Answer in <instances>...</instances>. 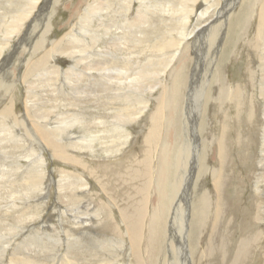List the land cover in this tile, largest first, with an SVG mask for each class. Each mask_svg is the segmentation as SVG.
<instances>
[{"label": "rangeland", "instance_id": "1", "mask_svg": "<svg viewBox=\"0 0 264 264\" xmlns=\"http://www.w3.org/2000/svg\"><path fill=\"white\" fill-rule=\"evenodd\" d=\"M96 3L106 5V10L103 9L98 17H93L85 31L82 25L89 14L88 9ZM34 4L35 10L23 22L22 30L7 39L10 32L8 29L14 18L24 8H32ZM262 6L263 0H134L132 6L126 0H0V205L5 207L1 210L0 217L3 215L1 219L6 218L3 221L5 225H0V238L1 235H7L13 241L19 237L17 232L10 233V228L14 226L12 223L18 221L17 209L13 207L18 206L16 201L22 206L36 201L40 205L36 212L40 214L33 222L44 221L43 225L48 228L47 233L34 232L31 236L35 238L28 241L37 243L40 239L48 240L50 237L52 240L59 235L66 240L67 234L62 226L67 230L73 225L71 222L76 215L71 216V202L63 196L61 200L59 192L66 193L67 188L76 189L82 200L72 204V207L84 211L88 216L97 219L102 216L111 221L93 230L74 232L81 241H71L77 243L73 254L76 258L99 264L104 257H110L108 253L113 252L119 255V263L127 260V264H130L133 260L131 264H157L166 241L164 234L166 235L167 227L160 221L161 217H157V212L153 211L159 206L154 200L155 187L160 174L158 154L163 138L169 131L168 110L159 107L158 99L165 87L158 83L163 81L168 85L171 81V69L163 72L165 65L170 64L173 68L180 63L183 69L179 74L181 76H177L179 86L174 103L176 113L173 116V136L176 139L170 168V174L174 172V175L169 174V189L171 184L174 183L175 186L178 183V200L183 204L188 203L190 197L195 195L189 215V224L193 229L190 240L196 249H192L195 262L230 264L228 261L232 260L240 238L246 235L257 237L260 233L261 238L255 241V251L252 250L247 258L249 260L242 264H264V219L261 222L254 220L255 214L259 212L256 209L258 203L264 204V94L260 91L264 72L260 56L264 40L259 41L257 38ZM230 7L231 17L226 21ZM140 9L143 14L148 15V22L140 28H129L127 22L132 21ZM213 20L220 24L225 21L227 23L224 44L220 46V50L216 48L215 53L209 49L210 41L205 34L201 37L203 45L200 44L198 56L194 55L191 42L195 37L191 33L205 22L211 23ZM109 27L110 34L107 32ZM94 32L102 37L97 44L91 41V34ZM183 35L188 36L178 45ZM76 36L85 40L78 44ZM21 38L23 41L18 45ZM117 38L121 50L117 49L118 45H112ZM63 42L64 44H59ZM62 46L64 47L61 48ZM107 49L111 51L109 55ZM187 50H191L193 55L188 57L187 62L183 59L181 63L182 53ZM214 56L216 57L211 62V57ZM39 58L43 61L36 65ZM90 58L97 60L96 68L102 67L98 63L102 61L108 63L113 70L95 69L93 77H88V72L84 69ZM143 67L147 69L145 76L137 73ZM103 72L116 76L113 80L103 79ZM193 75L195 89L193 88L189 97L187 90ZM67 77H70V82ZM116 78L126 80L123 82L125 88L129 87L130 80L138 79L137 93L129 94L144 101L149 100L148 105L145 107L142 102L137 101L130 105L124 97V90L122 97L117 96L112 89V82ZM151 86L157 87L152 93L147 92ZM10 107L13 111H8ZM122 114L136 117L127 123L117 117ZM14 115H17L23 126L15 124ZM45 123L51 128H66L62 133L65 138L62 142L69 160L60 156L53 157V150L43 147V142L37 135L38 130L44 129L41 125ZM189 125L196 136L194 138L192 135L186 156L189 161L186 162L185 159L189 165L185 168L178 158L184 155L179 152L181 135ZM85 136L88 141L84 143L86 146L89 144L88 149L79 148L85 144L71 147L72 143L82 141ZM222 140L225 150L222 153L223 162L219 147ZM145 156L149 157L147 161ZM201 156L203 160L198 169ZM113 160L117 161L112 162ZM179 160L181 164L178 163V168L174 169ZM181 169L186 172L183 175L185 181H178ZM198 172L196 186L194 177ZM65 174L71 175L68 179L65 176L66 180L61 183ZM36 177L41 179L39 189L33 182ZM215 178H220L219 188L215 184ZM192 183L196 186L194 190ZM69 189L67 191L71 193ZM90 190L92 195L89 197L86 191ZM205 192L209 200L207 205L200 198ZM30 195L33 196L32 199L26 197ZM63 200L68 203L65 204ZM87 202L91 204L86 205ZM219 204L222 208L217 221ZM60 205H65L68 209L65 211L64 223L59 221ZM142 210L144 230L140 237L144 240H140L136 246V254H132L131 260H128L127 252L131 248V242L126 223L131 217V221L138 225L137 215ZM106 211L108 216H105ZM11 212L15 213V218L10 217L13 216ZM262 215L264 217V212ZM29 217L27 216L26 224L32 226ZM152 217L157 219L153 220ZM18 230L21 233L23 231L20 228ZM36 247L33 248V255L42 261L45 259L46 264L55 256L51 253L50 246L48 249L39 243ZM65 247L66 241L59 252L65 250ZM203 250H206V256L201 259L200 253ZM10 253L9 249L5 256L0 254L3 258L0 257V264L8 262Z\"/></svg>", "mask_w": 264, "mask_h": 264}, {"label": "bare ground", "instance_id": "2", "mask_svg": "<svg viewBox=\"0 0 264 264\" xmlns=\"http://www.w3.org/2000/svg\"><path fill=\"white\" fill-rule=\"evenodd\" d=\"M36 1V0H35ZM130 3V6H132V3L134 0H126ZM145 0H143L144 2ZM194 2H196L197 0H193ZM39 2V1H38ZM256 2V1H255ZM104 3V2H103ZM106 3V2H105ZM149 3V2H147ZM146 4V3H145ZM169 4V3H168ZM112 5V3H111ZM43 6V5H42ZM106 5L103 6V5H99V3H96V4H92V6L88 9V12L89 14H87V18H86V21H84L85 23L82 25V27L84 26V29L85 31H87L86 29V26L88 25V22L89 21H92L93 20V17H98V15H100L103 11V9H105ZM142 7V6H141ZM140 7V8H141ZM35 8V4L29 8H24L23 9V12L20 14V15H17L14 20H13V24L11 25V28L8 29V36L9 38L7 39H10L14 34H16V32H18L19 30H22L23 28V22H25V20H27V18L30 17V14H32L33 10ZM45 8V7H44ZM129 8V7H127ZM146 8V7H145ZM149 9H150V6H149ZM189 9V8H188ZM186 9V10H188ZM208 9V8H207ZM231 7L228 9V16L226 18V21L228 19H230L231 17V13L229 12H232L231 11ZM261 9V8H260ZM106 10V9H105ZM124 10V9H123ZM87 11V10H86ZM175 12H177L176 10H174ZM206 11V10H205ZM179 12V11H178ZM186 13V12H185ZM184 13V14H185ZM220 13V11H219ZM218 13V14H219ZM187 14H188V11H187ZM186 15V14H185ZM214 16V15H213ZM261 16V17H260ZM260 27H259V34H258V40L260 41H263L264 40V0H263V6H262V11H261V15H260ZM185 17H188V16H185ZM33 19V18H32ZM148 19V15L146 13L143 14L142 12V9L139 10L138 14L136 16H134L131 20L132 21H128L127 24H128V27L129 28H132V27H142L143 24H145ZM187 19V18H186ZM216 20V19H215ZM215 20H213V22L209 23L210 21H207L205 22L204 24H202L201 26L197 27L191 34H193V37H195L193 39V41L191 42V45L194 47V55L198 56V51L200 49V44L201 46L203 45L202 42H201V37H203L205 34L208 35V38H209V41H210V46H209V49H212V51L215 52V49L216 48H220V46L222 44H224L225 42V39H226V31H227V23H223V24H220V23H216ZM187 22V21H186ZM203 22V21H202ZM29 23V22H28ZM102 24V22H101ZM104 24V23H103ZM102 24V25H103ZM200 25V24H199ZM89 26V25H88ZM80 27V28H82ZM79 28V29H80ZM101 28V27H100ZM110 28L109 27V30H107V32L110 34ZM93 29V28H92ZM94 30V29H93ZM183 30V29H182ZM89 31V30H88ZM96 32V31H95ZM93 33L91 34V41L92 43H96L98 41H100L99 39L102 38L100 37L98 34L96 33ZM184 32V31H183ZM21 33V32H20ZM26 34V33H25ZM114 34V33H113ZM127 35V34H126ZM181 35V33H180ZM109 36V35H108ZM182 36V35H181ZM188 36V35H187ZM186 35H183V38L179 41V44L178 45H181L182 43V40L185 39L187 37ZM26 37V36H25ZM75 37V36H73ZM72 37V38H73ZM77 37V36H76ZM118 37V36H117ZM6 38V37H5ZM189 38V37H188ZM74 39V38H73ZM72 39V40H73ZM90 39V38H89ZM263 39V40H262ZM28 40V39H27ZM26 40V41H27ZM76 41L78 40V44L80 41H82L80 38H76L75 39ZM74 40V41H75ZM85 39H83L84 41ZM119 38L115 39L112 43V45H118L117 46V49L118 50H121V44H118V41ZM23 39H19V42L17 43L18 45H20V43H22ZM30 41V40H29ZM82 41V42H83ZM89 41V40H88ZM9 42V41H7ZM32 42V41H31ZM53 42V41H52ZM60 42V41H59ZM86 42V41H85ZM41 43V42H40ZM55 43V42H54ZM81 43V42H80ZM89 43V42H88ZM91 43V44H92ZM120 43V42H119ZM184 43V42H183ZM42 44V43H41ZM59 44H64L63 43H59ZM75 44V43H74ZM92 44V45H93ZM97 44V43H96ZM55 45V44H54ZM90 45V44H89ZM53 46V45H52ZM84 46V45H82ZM95 46V45H94ZM169 46V45H168ZM2 47V46H1ZM56 47V46H54ZM53 47V48H54ZM58 47V45H57ZM56 47V48H57ZM64 46H62L61 48H63ZM88 47V46H87ZM79 48V47H78ZM84 48V47H83ZM89 48V47H88ZM94 48V47H93ZM223 48V46H222ZM74 49V48H72ZM110 49H112V47L110 46ZM110 49H107V54L109 55L111 53ZM202 49V48H201ZM3 50V49H2ZM18 50V49H17ZM53 50V49H52ZM85 50V49H84ZM83 50V51H84ZM92 50V49H91ZM162 50V49H161ZM220 50V49H219ZM263 51H261V63L264 64V49L262 48ZM202 51V50H201ZM74 52V51H73ZM87 52V51H86ZM193 52L191 50H187V52L185 53H182V57L180 59V62L182 63V60L185 59V62H187V59H189L192 55H193ZM47 53V52H45ZM91 53V52H90ZM94 53V52H93ZM211 53V52H210ZM217 53V51L215 52ZM219 53V52H218ZM260 53V52H259ZM54 54V53H53ZM65 54H67V51L65 52ZM83 54V53H81ZM80 54V55H81ZM85 54V53H84ZM95 54V53H94ZM177 54V53H176ZM176 54L174 55L176 57ZM46 55H49V54H46ZM71 55V54H70ZM69 55V56H70ZM178 55V54H177ZM214 55V54H213ZM113 56V55H112ZM76 57V56H75ZM79 57V56H77ZM85 57V56H83ZM114 57V56H113ZM179 57V55H178ZM189 57V58H188ZM216 56H214V58L211 57V62L214 61ZM1 58V56H0ZM73 58V57H72ZM82 58V55L81 57ZM173 58V57H172ZM47 59V58H46ZM75 59V58H74ZM85 59V58H83ZM106 59V58H105ZM104 60V59H103ZM198 60V59H197ZM41 61H43L42 58H39L37 60V64L38 65ZM90 61V62H89ZM173 61V60H172ZM177 61V60H176ZM97 60L94 61L92 58H90L88 60V62L86 63V69H84V71H87L88 73V77H93L92 75V72L95 70V69H98L100 71H106V70H113L110 66H108V63H104L102 61H99L98 63H101L102 64V67L101 68H96L95 67V64H96ZM211 64V63H210ZM183 65L180 66V63L177 64L175 67L171 68V65L170 64H167L165 65L164 67V71L163 72H166L168 69H171V81L168 82V85L166 84V82H161V83H158L160 85H163L165 88H164V91L162 92V94L160 96H158V99H159V107H164L168 110V116H167V124H169L167 127L169 129V131L167 132V135L163 138V142L161 144V147H160V150H159V154L160 155V164H159V171H160V174H159V180L157 179V183H156V187H155V193H156V197H155V201L158 202L159 206H157V208L153 211L157 212V217H161L160 218V221L163 222V224H165V227H167V230H166V235L164 234L165 236V244H164V247L161 249V254L158 258V263L157 264H196L195 262V257H194V252L192 251V249H195L193 247V245L191 244V240H190V236H191V224H189V215L191 214V203L193 202V199L195 197V195H192L190 197V200L188 203H185L183 204V202H181L180 200H178V190L176 189L177 187H179L178 183L174 186L173 184H171L170 186V189H169V184H170V177H169V174H170V168H172V162H173V159L174 157L172 158V153L174 152V144H175V139L174 138V129H175V126H174V115L176 113V107L174 106V103H175V98H176V94H177V88L179 86V83H178V79H177V76H179V74H181V70L183 69L182 68ZM197 67V66H196ZM34 68V67H33ZM120 68V67H119ZM83 68H80V70H82ZM53 70V69H52ZM217 70V69H216ZM263 70H264V67H263ZM262 70V71H263ZM77 71V69H76ZM124 71V70H122ZM250 71V70H249ZM79 72V71H78ZM77 72V73H78ZM81 72V71H80ZM150 72V71H149ZM152 72V70H151ZM158 72V71H157ZM193 72L195 74L196 72V68L193 69ZM43 73V72H42ZM139 74H142V75H146L147 73V69L143 67L142 70H140L139 72H137ZM69 74V73H68ZM83 74H85L83 72ZM120 74V73H118ZM158 75L160 73H157ZM75 75V74H74ZM82 75V74H81ZM116 76V75H115ZM112 75V73H109V74H105V72L102 73L101 77L103 79H106V78H109V80H113V77H115ZM128 76V75H127ZM217 76V75H216ZM46 77V76H45ZM130 77V76H129ZM196 77V76H195ZM69 79L68 82H70V77H67ZM81 78V77H80ZM97 78V77H96ZM118 78V77H117ZM116 78V79H117ZM263 78V79H262ZM261 78V85H260V91L262 94H264V72H263V77ZM46 78H44L45 80ZM181 79V78H180ZM214 79V78H213ZM108 80V81H109ZM135 80V82H134ZM134 80H130L131 82L128 83L129 84V87L125 88V81H122L121 79H117L116 81H113L112 82V86L116 93L117 96L119 97H122V91H126V94L124 95L125 99L128 101V103H130V105H134L136 104V101L137 103L139 102H142L143 105H145V107L148 105L149 103V100L147 101H144V100H141L139 98H137V96H133V94H129V92H136V88H137V80L134 79ZM158 80V79H157ZM184 80V79H183ZM195 78H194V75L192 77V79L190 80V86H189V89L187 90V95L190 97L191 94L193 93V88L195 89V87H193V82H194ZM51 81V80H50ZM67 82V83H68ZM73 82V80H72ZM101 83V82H100ZM110 83V82H109ZM108 83V85H109ZM219 84V83H218ZM196 85V84H195ZM222 86V85H221ZM105 87V86H104ZM157 86H151L150 89H148L147 92H153L154 89H156ZM205 87V86H204ZM76 88V87H75ZM78 88V87H77ZM76 88V89H77ZM84 88V87H83ZM107 88H110V87H107ZM135 88V90L133 89ZM206 88V87H205ZM74 89V90H76ZM126 89V90H125ZM222 89V88H221ZM198 91V90H197ZM222 91V90H221ZM226 91V90H225ZM81 92V91H80ZM85 92V91H84ZM77 93V92H76ZM230 93V92H229ZM196 94V93H195ZM115 95V96H116ZM201 95H203L201 93ZM222 95V94H221ZM240 95V94H238ZM98 96V95H97ZM164 96H167L166 99H164ZM123 97V98H124ZM234 97V96H233ZM232 97V99H233ZM193 98V97H192ZM55 99V98H54ZM121 99V98H120ZM217 99V98H216ZM231 99V101H233ZM110 100V99H109ZM218 100V99H217ZM222 100V99H221ZM191 101V100H190ZM238 101V100H237ZM259 101V100H258ZM195 102V101H194ZM220 102V101H219ZM67 104V103H66ZM69 105V104H68ZM162 105V106H161ZM263 105V104H262ZM65 107V105H63ZM188 106V105H186ZM12 107V106H11ZM8 108L9 110L8 111H13L12 108ZM158 107V109H159ZM193 107V106H192ZM66 108V107H65ZM144 107H142L141 110H143ZM149 108V107H148ZM163 108V110H164ZM189 108V107H188ZM67 110V109H66ZM65 110V111H66ZM45 111V110H44ZM162 111V110H160ZM159 111V112H160ZM69 112V111H68ZM194 112V111H193ZM196 112V111H195ZM264 112V111H263ZM9 113V112H8ZM12 113V112H11ZM63 113V112H62ZM65 113V112H64ZM167 113V112H166ZM14 114V113H13ZM61 114V113H60ZM256 115V114H255ZM59 117L61 115H58ZM160 116V115H159ZM158 116V117H159ZM12 117V116H11ZM16 120V123L17 125H22V122H20L21 120H19V118L17 117V115H14L13 116ZM118 118L122 119L124 122H132L133 119H135L136 116H133V115H117ZM134 117V118H133ZM198 117H199V114H198ZM197 118V117H196ZM236 118V117H235ZM187 119H188V115H187ZM30 121V120H28ZM156 121V120H155ZM189 121V120H187ZM41 123V122H40ZM39 123V124H40ZM49 122H47L48 124ZM157 123V122H156ZM46 123L45 124H42L41 126L44 128L43 130H38V135L39 138L41 139V141L43 142V147L45 149H48V148H51L53 150V152L51 153V155L53 157H56V156H60L61 158H65L66 160L68 159V154L66 151H64V143L62 142L65 138L62 136V133L64 132V130H66L65 127L63 126H57L56 128H51V127H48ZM188 124V122H187ZM197 124V123H196ZM25 125V124H24ZM155 125V124H154ZM200 125V124H198ZM23 126V125H22ZM191 125H189V128L185 130V132L183 133V136L181 135V142H180V150L179 152L183 153L184 155L178 159H180L182 161V164L185 168H187V166L189 165V163H186L187 160L189 161V159L186 157L187 154H188V151H189V147L191 145V141H192V135H194V138H195V133H192V127H190ZM197 126V125H196ZM194 126V129L195 127ZM162 127V126H161ZM186 127V126H185ZM200 127V126H199ZM39 128V127H38ZM86 128V127H85ZM55 129V130H54ZM156 129V128H155ZM167 129V130H168ZM225 129V127H224ZM227 129V128H226ZM33 131H35L34 129H32ZM154 130V129H153ZM12 131V130H10ZM153 131H151L150 133H152ZM166 132V130L164 131ZM224 132V131H223ZM149 135V134H148ZM17 136V135H16ZM29 136V135H28ZM84 136V135H83ZM176 136V135H175ZM180 136V135H179ZM21 137V136H20ZM18 138V136L16 137ZM38 138V139H39ZM81 138V137H80ZM83 140L82 141H79V142H74L71 144V147L72 145H74L76 147V144H78V147L81 146L82 144H85L84 141H88L87 140V137H82ZM152 138V137H151ZM149 139V138H148ZM74 140V139H73ZM152 140V139H151ZM40 143V141H39ZM199 144V143H198ZM67 145V144H66ZM89 145V144H88ZM86 146L85 145H82V147H79L80 149L81 148H86L88 149L89 146ZM70 147V148H71ZM219 147L221 149V153H220V158L223 162V151L224 150V143H223V140L219 143ZM43 149V148H42ZM50 149V151H51ZM77 149V148H76ZM118 149V148H117ZM148 149V148H147ZM146 149V150H147ZM83 150V149H81ZM149 151V150H148ZM191 151V149H190ZM150 152V151H149ZM148 152V153H149ZM113 153V152H112ZM202 153V152H201ZM145 154V152H144ZM201 155V154H200ZM147 156H149L147 154ZM145 156V160L147 161V157ZM179 157V156H178ZM42 160V158H40ZM177 159V160H178ZM185 159H186V162H185ZM69 160V159H68ZM180 160L179 162H177L175 164V167L174 169L178 168V163H180ZM202 160H203V157L201 156V158H199V161H198V165H197V168L199 167L200 163H202ZM117 160H113L112 162H116ZM121 161V160H119ZM175 162V161H174ZM181 164V163H180ZM117 165V163H116ZM147 165V163H146ZM174 166V165H173ZM146 167V166H145ZM201 167V165H200ZM199 167V168H200ZM198 168V169H199ZM142 169V168H141ZM151 169V168H150ZM196 169V168H195ZM152 170V169H151ZM169 170V171H168ZM188 170V169H187ZM174 171V170H173ZM190 171V170H189ZM188 172V171H187ZM262 172V171H261ZM92 173V172H91ZM143 173V172H142ZM174 173V172H173ZM171 172V174H173ZM179 173V172H178ZM170 174V176H171ZM186 172H184L182 169L180 170V175L178 177V181H181V180H184L183 179V175H185ZM260 174V173H259ZM71 175V174H68V175H64L60 182L62 183V181L64 182L66 180V177L67 179L69 178L68 176ZM145 175V174H144ZM174 175V174H173ZM193 175V174H192ZM198 175H199V172L198 174H196V176L194 178H196V186L197 185V178H198ZM66 176V177H65ZM176 178V176H175ZM263 179V178H262ZM187 180V179H186ZM220 178H215V184L216 186L219 188V182ZM185 181V180H184ZM33 182L35 183V186L38 188L39 186H41V179L40 177H36L33 179ZM193 184V190L194 188H196L195 184ZM44 185V184H43ZM183 185V184H182ZM63 186V185H62ZM174 186V189H172V187ZM262 186V185H261ZM109 187V186H107ZM112 187V186H111ZM113 188V187H112ZM39 189V188H38ZM69 188L66 189V193H63L62 191L59 192V195H60V199L62 200L63 198H61L62 196L64 197V199L68 198L69 201L71 202V204L69 205L70 206V210H72L73 212V215L71 214V216H74L76 215V222H75V219L71 222V224H73L72 226H70L69 228H66L67 230H65V227L62 226L63 231L67 234L66 237L67 239L65 240L64 238H62L60 235L57 237V238H53L51 240L50 237H48V240L47 239H40L38 240L37 243L33 242V241H28V240H31L33 238H35L34 236H31L34 232L36 233H41L42 231L47 233V228L48 226H45L43 225L44 224V221L41 222V223H37V222H33V220L37 217L38 212V207L40 206L39 204L37 205L36 204V201L33 202H29L30 204H26L25 206H22L20 204H18V202L16 201V204L18 206H13L14 208H16V212H17V219L18 221H14L15 223H12L14 226L10 228V233H19V237L17 238H14L13 241L12 238H9L7 235H1V238H0V254L1 256H5V252H7V250L10 249L11 253H10V256L8 257L9 260L6 264H46L45 263V259L42 261L39 259L36 258L35 255H33L34 253V247H36L37 244L39 243H42L44 244L45 247H49L50 249L52 248L51 250V253H53L55 256H53L51 258V260L49 261L48 260V263L47 264H96V263H89L88 261H81L80 259L76 258L74 254V251H75V245L77 244L76 242H72V240H77L78 242L81 243V241L79 240L78 237H76V235L74 234V232H78L80 230L83 229V231H86V230H93V229H96L102 225H106V224H109L111 223V221L109 219H103V217L101 216V219H97L93 216H88L86 213H84V211H80V210H77L75 209L74 207H72L73 205L72 204H76L78 202H80L79 200H82V197L77 193L78 191H76V189H69L71 190V193H69L67 190ZM108 189V188H106ZM184 189V187H183ZM114 190V189H112ZM188 190V189H187ZM192 190V191H193ZM92 190L90 191H86V194L87 196H91L92 195ZM116 191V190H115ZM198 191V190H197ZM190 193V192H189ZM202 193V192H201ZM200 193V194H201ZM219 193V192H218ZM264 193V192H263ZM262 193V194H263ZM44 194V192H43ZM46 194V193H45ZM193 194V193H191ZM253 195V194H252ZM40 196V195H39ZM47 196V195H46ZM190 196V195H189ZM207 192H205L202 197H200L198 195V197L202 198V201H203V204L204 205H207V203L209 202V200H207ZM27 198H30L32 199L33 196L30 195V196H26ZM34 197H35V194H34ZM44 197V196H43ZM197 197V196H196ZM263 197V201H264V196ZM48 198V197H47ZM154 198V197H153ZM260 198V197H259ZM67 199V200H68ZM256 199V198H255ZM67 200H63V202L66 204ZM86 200V199H85ZM201 200V199H200ZM21 201V200H20ZM38 201V200H37ZM196 201V200H195ZM258 201V200H257ZM90 202H92L90 200ZM90 202H87L86 205H89ZM142 202V201H141ZM68 203V202H67ZM139 203V202H138ZM202 203V202H201ZM91 204V203H90ZM112 204H113V200H112ZM142 204V203H141ZM179 206H178V205ZM143 205V204H142ZM141 205V206H142ZM156 206V204H154ZM203 205V206H204ZM139 206V204H138ZM194 206V205H193ZM197 207V206H196ZM195 207V208H196ZM211 205L209 204L208 205V208H210ZM5 208V207H2L0 205V212L1 210ZM65 208V209H64ZM144 208V207H143ZM194 208V207H193ZM203 208V207H202ZM205 208V207H204ZM221 206L219 204V208L217 209V213H216V217H218L217 221L219 220V214L221 212ZM9 209V208H8ZM249 209V208H248ZM259 210V212L257 211V214H255V218L254 220H256L257 222H261V220L264 219V217H262V213L264 212V204L262 205V203H258L257 205V208ZM68 210L66 208V206H62L60 205V208H59V221L61 223H64V220L66 218V213L65 211ZM203 210V209H202ZM140 211V210H139ZM138 211V212H139ZM4 212L6 213L7 211L4 210ZM142 212V213H141ZM141 212L138 213V219H137V224L140 225H136L134 222L131 221V217H129V222H127V235L128 237L130 238V242H131V248L129 249V252H127V257L128 260L130 259V256L132 254H136V246L139 244L140 240H144L140 237V234L143 233V225H142V216H144V211L142 210ZM215 212V211H214ZM2 213V212H1ZM152 213V212H151ZM197 213V212H196ZM10 214V213H8ZM15 215V213H12L11 212V215ZM201 214V213H200ZM233 214V213H232ZM13 216H10V217H13ZM104 215V214H103ZM109 213L108 211L105 212V216H108ZM3 216V215H2ZM2 216L0 217V225L3 224V226L5 225V223L3 222L4 219H1ZM8 216V215H7ZM27 216H30V220L32 221L30 224H32V226H27ZM156 216V215H155ZM192 216V215H191ZM149 217V216H147ZM8 218V217H7ZM72 218V217H71ZM153 220L157 219V218H154L152 217ZM151 218V219H152ZM171 218V219H170ZM148 219V218H147ZM170 219V220H169ZM194 219V218H191V220ZM149 220V219H148ZM186 220V221H185ZM170 221V222H169ZM180 221V222H178ZM216 221V222H217ZM3 222V223H2ZM9 222V221H8ZM157 222V220H156ZM185 222V224H184ZM191 222V221H190ZM193 222V221H192ZM27 223V224H26ZM11 224V225H12ZM25 224V225H23ZM75 224V225H74ZM188 225V227H186ZM194 225V224H193ZM112 226V225H111ZM151 226V225H150ZM149 226V227H150ZM153 227V226H152ZM164 227V228H165ZM18 228H20L21 230L23 229L22 233L19 232L20 230H18ZM6 229V228H4ZM3 229V230H4ZM195 230V229H194ZM202 230V229H200ZM216 230V227H214V231ZM218 230V229H217ZM243 231V230H242ZM114 232V231H113ZM117 232V231H116ZM258 232V231H257ZM3 233V231H2ZM81 233V231H80ZM257 234V233H256ZM260 233H258V236L257 237H249V235H246L245 237H243L242 239L240 238V241H239V244L236 245V252L233 256V258H231L232 260H229L228 262H230V264H242L244 263L246 260H249L247 259L248 256L250 257L249 254L252 253V250L255 251L256 249V245H255V241L256 239L258 238H261L259 237ZM123 236V235H122ZM244 236V235H243ZM248 236V238H247ZM255 236V235H254ZM261 236V235H260ZM13 237V236H12ZM124 237V236H123ZM116 239V237L114 238ZM123 239V238H122ZM163 239V238H162ZM124 240V239H123ZM225 240V239H224ZM22 241V242H21ZM66 241V249L63 250L62 252H59V249L61 247H63V242ZM200 244L201 242V239L198 240ZM221 241V240H220ZM103 242V241H102ZM226 242V241H225ZM238 243V241H237ZM124 244V243H123ZM229 244V243H228ZM258 244V243H257ZM74 245V246H72ZM255 245V246H254ZM34 248V249H33ZM37 248V247H36ZM48 248V249H49ZM115 248V247H114ZM254 248V249H253ZM104 249V248H103ZM107 249V248H106ZM196 250V249H195ZM110 251V249H109ZM50 253V252H49ZM263 253V252H262ZM107 254V253H106ZM110 257H104L103 260H100L101 262L99 264H127V260H124L123 263H119V255L113 253V252H110L108 253ZM264 254V253H263ZM262 254V255H263ZM0 256V257H1ZM103 256V255H102ZM200 258H204L206 256V250H203L201 251L200 253ZM97 257H98V254H97ZM101 257V256H100ZM126 257V255L124 256ZM2 258V257H1ZM3 259V258H2ZM127 259V258H125ZM242 259H244L242 261ZM131 260V259H130ZM197 260L198 259V256H197ZM133 260H131L130 264L132 263ZM242 261V262H241ZM3 262V261H2ZM227 262V261H226ZM221 263V262H220Z\"/></svg>", "mask_w": 264, "mask_h": 264}]
</instances>
